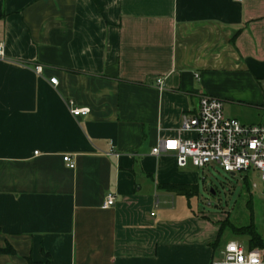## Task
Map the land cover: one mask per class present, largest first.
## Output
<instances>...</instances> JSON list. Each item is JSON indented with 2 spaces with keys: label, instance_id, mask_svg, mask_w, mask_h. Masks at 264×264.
<instances>
[{
  "label": "crops",
  "instance_id": "obj_1",
  "mask_svg": "<svg viewBox=\"0 0 264 264\" xmlns=\"http://www.w3.org/2000/svg\"><path fill=\"white\" fill-rule=\"evenodd\" d=\"M0 43V264L216 260L196 167L152 149L202 95L264 120V0H0Z\"/></svg>",
  "mask_w": 264,
  "mask_h": 264
},
{
  "label": "built area",
  "instance_id": "obj_2",
  "mask_svg": "<svg viewBox=\"0 0 264 264\" xmlns=\"http://www.w3.org/2000/svg\"><path fill=\"white\" fill-rule=\"evenodd\" d=\"M4 58V47L0 43V59ZM34 71L40 74L42 67L36 65ZM49 81L53 85L58 83L55 77ZM70 112L77 117L86 115L89 109L74 107ZM180 130L192 133V137L162 139L153 147L152 154H172L177 166L181 168L189 164L196 168L216 164L231 175L246 172V177L250 175L257 178L264 195V124H244L236 118L228 117L224 113L221 99L202 95L197 112L182 116ZM63 161L68 168L75 167V161L70 155H63ZM253 188H257V185L253 184ZM114 204L115 196L108 193L101 208L107 209ZM211 264H264V248L247 249L238 241H229L221 252V258Z\"/></svg>",
  "mask_w": 264,
  "mask_h": 264
},
{
  "label": "rangeland",
  "instance_id": "obj_3",
  "mask_svg": "<svg viewBox=\"0 0 264 264\" xmlns=\"http://www.w3.org/2000/svg\"><path fill=\"white\" fill-rule=\"evenodd\" d=\"M259 124H264V120ZM192 169L197 173L199 184L198 194L192 202L193 209L210 215L220 226L226 225L219 235L216 260L221 258L219 251L229 241L238 240L247 244V237L232 233L231 227L243 229L246 225L254 224L264 242V195L257 178L246 177V172L231 175L216 164ZM253 184L257 188H253ZM209 187L215 194L211 193Z\"/></svg>",
  "mask_w": 264,
  "mask_h": 264
},
{
  "label": "trees",
  "instance_id": "obj_4",
  "mask_svg": "<svg viewBox=\"0 0 264 264\" xmlns=\"http://www.w3.org/2000/svg\"><path fill=\"white\" fill-rule=\"evenodd\" d=\"M224 227H226V225L220 226L219 234L222 233ZM230 230L234 234L236 233L237 235H242V236L247 237V244L246 245H247L248 249H253L255 247L264 248V242L262 241V239L260 238V236L256 232L254 224L246 225L245 227H243V229L237 228V227H234V228L231 227ZM238 231H240V232H238Z\"/></svg>",
  "mask_w": 264,
  "mask_h": 264
},
{
  "label": "water",
  "instance_id": "obj_5",
  "mask_svg": "<svg viewBox=\"0 0 264 264\" xmlns=\"http://www.w3.org/2000/svg\"><path fill=\"white\" fill-rule=\"evenodd\" d=\"M209 190L211 191V193L215 194V191L211 187H209Z\"/></svg>",
  "mask_w": 264,
  "mask_h": 264
}]
</instances>
